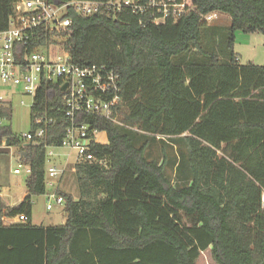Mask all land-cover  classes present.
Wrapping results in <instances>:
<instances>
[{"label":"trees","instance_id":"obj_1","mask_svg":"<svg viewBox=\"0 0 264 264\" xmlns=\"http://www.w3.org/2000/svg\"><path fill=\"white\" fill-rule=\"evenodd\" d=\"M192 2L194 11L158 25L124 8L68 11L65 31L37 30L34 43L48 52L113 68L121 102L110 119L76 116L106 142H91V162L74 163L78 198L56 189L60 225L31 223L32 198L47 191L48 148L61 146L68 125L59 84L43 80L34 93L30 130L42 116L43 138L22 148L0 126L29 170L22 201L0 200V264H197L207 250L215 264H264V64H241L232 49L236 30L264 38V0ZM12 6L0 0V30ZM213 12L229 17L227 33L204 20ZM11 114L0 105V117ZM18 214L26 221L3 223Z\"/></svg>","mask_w":264,"mask_h":264},{"label":"built area","instance_id":"obj_2","mask_svg":"<svg viewBox=\"0 0 264 264\" xmlns=\"http://www.w3.org/2000/svg\"><path fill=\"white\" fill-rule=\"evenodd\" d=\"M124 8L133 14L146 16L147 22L158 25L168 19L177 20L194 11L195 5L192 0H13L7 26L0 30V105L11 106L15 92L31 95L32 105L34 93L41 81L57 82L63 93L62 106L68 120L61 146L74 151L77 162H91L94 158L89 151L91 142H102L97 137L99 132H90L89 125L78 123L76 116L86 114L112 118L115 105L121 102L119 75L105 64L76 65L60 47L53 53L48 52L45 45L34 43L37 30L45 26L49 30L65 31L71 22L66 16L68 11L77 16L98 13L115 16ZM218 15L219 13L213 12L203 18L210 22L217 19ZM64 85L66 87L62 90ZM5 119L0 117V126ZM46 122L42 116L33 118L36 130H30L21 136L22 148L34 139L43 138ZM6 140L5 136L1 137L0 148L9 146ZM50 148L47 157L53 155ZM14 171L19 172L18 169ZM63 172L64 169L55 166H49L46 170V186L53 188L51 193H46V210H51L53 204H64L63 197L56 193L57 183L52 179L60 178ZM25 221L26 217L18 214L5 217L3 223Z\"/></svg>","mask_w":264,"mask_h":264},{"label":"rangeland","instance_id":"obj_3","mask_svg":"<svg viewBox=\"0 0 264 264\" xmlns=\"http://www.w3.org/2000/svg\"><path fill=\"white\" fill-rule=\"evenodd\" d=\"M214 22V23H213ZM210 24H216L223 29L230 25V19L227 15L219 14L218 18ZM226 35V34H225ZM225 42H222L217 49L223 50ZM234 55L241 64L253 63L256 65L264 64V38L259 32H243L236 30L234 33V41L232 45ZM24 103L21 104L20 102ZM32 103V96L28 94H20L15 92L12 95L11 108L12 114L10 119H5L3 123L11 128L13 134L19 139L21 136L30 131L29 111ZM98 137L104 142L106 138L100 132ZM21 141V140H20ZM52 156L46 157L45 169L49 166H55L58 169H64L63 174L59 178H52L58 183V188L62 192L71 194L73 198H78L80 189L77 184V178L74 172V163L76 157L74 151L66 147L50 148ZM18 169L16 173L14 170ZM27 167L20 162V154L15 146H7L0 148V192L3 198L12 201L13 196L9 186H24ZM47 187L46 193H51V189ZM46 194L34 196L32 198L31 223L35 225L49 226L60 225L65 221V213L63 205L53 204L51 210L45 209ZM264 202V198L262 197ZM197 264H215L211 259L209 250L200 254Z\"/></svg>","mask_w":264,"mask_h":264},{"label":"crops","instance_id":"obj_4","mask_svg":"<svg viewBox=\"0 0 264 264\" xmlns=\"http://www.w3.org/2000/svg\"><path fill=\"white\" fill-rule=\"evenodd\" d=\"M100 133V132H99ZM98 133V134H99ZM102 135L105 136V133L104 132H101ZM98 137V135H97ZM106 138V136H105ZM98 139L100 140V142L102 143H105L101 138L98 137ZM28 169V168H27ZM26 175H28V170L26 171ZM27 177V176H26ZM26 177H25V180H26ZM57 187L56 189L58 188V183L56 184ZM9 190H11V193H12V196H13V199L12 201H9L7 198H3L1 192H0V200L4 203L5 206H14V205H17L19 202L22 201V199L24 198V196L26 195L27 191H26V188H25V184L24 186H18V185H12V186H9L8 187ZM52 191H53V188L49 187ZM47 192V191H46ZM46 194V193H45ZM44 194V195H45ZM264 198V195L262 196ZM263 201V200H262ZM64 205V204H63ZM5 225H7L6 223H4Z\"/></svg>","mask_w":264,"mask_h":264},{"label":"water","instance_id":"obj_5","mask_svg":"<svg viewBox=\"0 0 264 264\" xmlns=\"http://www.w3.org/2000/svg\"><path fill=\"white\" fill-rule=\"evenodd\" d=\"M66 86L64 85V86H62V90L65 88ZM6 143L8 144L9 143V139L7 138V140H6Z\"/></svg>","mask_w":264,"mask_h":264}]
</instances>
